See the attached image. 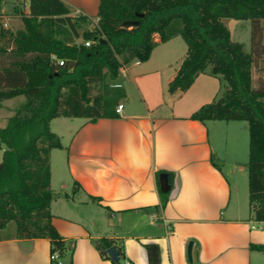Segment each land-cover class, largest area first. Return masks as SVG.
<instances>
[{
  "label": "crops",
  "instance_id": "crops-1",
  "mask_svg": "<svg viewBox=\"0 0 264 264\" xmlns=\"http://www.w3.org/2000/svg\"><path fill=\"white\" fill-rule=\"evenodd\" d=\"M61 1L70 15L80 12L95 26L101 0ZM186 55L177 36L159 42L147 62L121 68L109 81L124 93L120 115L94 123L64 118L58 131L52 129L57 118L50 122L61 142L50 153V211L66 248L62 264H113L96 248L104 238L123 248L129 264H149L144 245L152 243L161 264H191L190 241L192 264H264L257 248L264 246V222L254 220L236 181L245 169L239 158L248 149V127L191 118L227 84L208 68L187 91L171 93ZM8 101L0 109L13 113ZM160 191L168 192L164 208ZM51 249L48 239L1 238L0 264H58Z\"/></svg>",
  "mask_w": 264,
  "mask_h": 264
},
{
  "label": "trees",
  "instance_id": "trees-1",
  "mask_svg": "<svg viewBox=\"0 0 264 264\" xmlns=\"http://www.w3.org/2000/svg\"><path fill=\"white\" fill-rule=\"evenodd\" d=\"M28 1L23 29L1 32L0 101L25 98L0 128V231L11 222L16 229V236L5 238L48 239L51 252L62 256L66 248L50 211L55 198L50 153L61 148V142L50 122L64 117L94 123L112 117L124 93L109 81L117 80L120 69L131 62H147L159 42L177 36L186 42L187 55L169 91H187L208 68L226 82L222 96L191 118L248 123L249 203L254 220L264 222V79L253 86L264 0H101L98 26L83 33L80 28L87 19L70 15L61 0ZM225 18L252 21L251 52L233 41ZM130 20H138L139 26L125 28ZM80 38L84 42L76 43ZM160 195L164 208L168 192ZM95 245L106 260H111L107 250L115 246L119 262L112 263L125 264L116 241L104 238ZM144 247L149 264H161L159 246ZM257 248L264 251V246Z\"/></svg>",
  "mask_w": 264,
  "mask_h": 264
},
{
  "label": "rangeland",
  "instance_id": "rangeland-1",
  "mask_svg": "<svg viewBox=\"0 0 264 264\" xmlns=\"http://www.w3.org/2000/svg\"><path fill=\"white\" fill-rule=\"evenodd\" d=\"M29 11V1L28 0H1L0 2V47L2 43L5 42V39L1 36L2 31L7 32H17L23 29L24 24L22 21V15L27 14ZM223 23L227 26L230 30L232 39L235 42L241 43L244 46V50L246 52H251L252 48V31H253V24L251 20H235L231 18L223 19ZM5 24L7 26H5ZM96 26L92 27L89 25L82 26L80 28V33H83L84 30L95 29ZM257 41L260 42L262 47L264 46V21H262L261 28L257 35ZM83 39H76V43H83ZM259 47L260 51V58L254 64L253 68V86L259 87L260 82L264 79V47ZM258 49V48H257ZM226 83V82H225ZM224 88V87H222ZM224 89H222V93ZM123 91V90H122ZM97 94V91H93V95ZM123 98V97H122ZM23 96H19L16 98L11 99V101L6 102L7 106L17 108L22 102L24 101ZM124 99V98H123ZM13 113H8L5 110L0 109V128L6 125L8 117H11ZM61 121H67L64 117L57 118L52 124V129L54 131L61 130L59 124ZM69 121V120H68ZM248 127L247 122H243ZM247 135L249 137V128H247ZM3 155V146L0 142V162L2 160ZM55 160V155H54ZM240 162L245 163V169L238 174L237 176V184H238V192L241 198H245L248 200L249 196V187H248V168L247 164L249 161V145L248 149L245 153V157L239 158ZM233 180V182H236ZM8 236H16V229L15 224L13 222L9 223V225L0 231V238H5ZM58 262V261H56Z\"/></svg>",
  "mask_w": 264,
  "mask_h": 264
},
{
  "label": "water",
  "instance_id": "water-1",
  "mask_svg": "<svg viewBox=\"0 0 264 264\" xmlns=\"http://www.w3.org/2000/svg\"><path fill=\"white\" fill-rule=\"evenodd\" d=\"M140 16H143V15H140ZM123 26L125 28H134V27L139 26V21L138 20L126 21V22H124ZM101 42H104V40L101 39ZM168 188H169V186H168V184H166V189H164V191H167ZM193 246H194L193 241H190L188 243V246H187V258H188L189 263H191V264L193 263V257H192ZM107 254L110 257L112 262H114V263L119 262V254H118V250L115 246L109 248L107 250Z\"/></svg>",
  "mask_w": 264,
  "mask_h": 264
},
{
  "label": "built area",
  "instance_id": "built-area-1",
  "mask_svg": "<svg viewBox=\"0 0 264 264\" xmlns=\"http://www.w3.org/2000/svg\"><path fill=\"white\" fill-rule=\"evenodd\" d=\"M75 16H76V17H80V16H82V14H81L80 12H76V13H75ZM98 22H99V18H98L97 21L95 22V26H96V27L98 26ZM5 26H7V25L5 24ZM85 45H86L87 47H89V46L91 45V42L88 41V42L85 43ZM137 62H138V61H137ZM60 64L62 65L63 62L61 61ZM123 107H124L123 104H119V105H117V107H116V109H115V111H114L115 114L120 115L121 112H122V110H123ZM50 258H51L52 261H55V262L58 261V262H57L58 264H62V262H61V255H60L59 251H54V252H52ZM125 264H129V263L126 262Z\"/></svg>",
  "mask_w": 264,
  "mask_h": 264
}]
</instances>
